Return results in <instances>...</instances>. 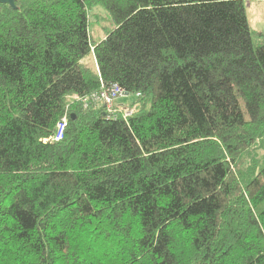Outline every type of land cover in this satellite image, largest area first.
<instances>
[{
    "label": "trees",
    "instance_id": "trees-1",
    "mask_svg": "<svg viewBox=\"0 0 264 264\" xmlns=\"http://www.w3.org/2000/svg\"><path fill=\"white\" fill-rule=\"evenodd\" d=\"M110 82L129 115L83 108ZM262 147L244 0L0 3V264H264Z\"/></svg>",
    "mask_w": 264,
    "mask_h": 264
},
{
    "label": "rangeland",
    "instance_id": "rangeland-1",
    "mask_svg": "<svg viewBox=\"0 0 264 264\" xmlns=\"http://www.w3.org/2000/svg\"><path fill=\"white\" fill-rule=\"evenodd\" d=\"M246 14L248 17L249 25L253 29L259 25L264 27V1L257 2V0H245ZM259 23V24H258ZM114 26V23L110 20L108 13L98 5L92 6L89 9V33L92 41L100 40L104 35L105 31ZM85 61L88 64L95 66L93 54H89ZM72 100V98H69ZM134 100L132 94L119 95L115 99V104H122L121 106H115L117 110L129 108L128 106ZM123 107V108H122ZM105 114V111H104ZM257 162L259 163L264 158V147L258 149ZM259 157V159H258ZM247 163V161H246Z\"/></svg>",
    "mask_w": 264,
    "mask_h": 264
},
{
    "label": "built area",
    "instance_id": "built-area-1",
    "mask_svg": "<svg viewBox=\"0 0 264 264\" xmlns=\"http://www.w3.org/2000/svg\"><path fill=\"white\" fill-rule=\"evenodd\" d=\"M123 94V90L118 86L117 83H101L100 87L96 90L89 92L82 99V106L86 108L90 103L102 104L103 110L107 117L116 118L119 113L122 116L129 115L128 109L117 110L114 106L115 99ZM67 126V116L63 115L59 118L55 125L54 132L51 136L52 141H59L62 139L65 128Z\"/></svg>",
    "mask_w": 264,
    "mask_h": 264
},
{
    "label": "crops",
    "instance_id": "crops-1",
    "mask_svg": "<svg viewBox=\"0 0 264 264\" xmlns=\"http://www.w3.org/2000/svg\"><path fill=\"white\" fill-rule=\"evenodd\" d=\"M261 1H264V0H257V2H261ZM244 2H245V0H244ZM259 24V23H258ZM256 32H258V33H261V34H263L264 35V27H262V26H259V25H257V26H255L254 28H253ZM117 106H121L122 104H116Z\"/></svg>",
    "mask_w": 264,
    "mask_h": 264
},
{
    "label": "water",
    "instance_id": "water-1",
    "mask_svg": "<svg viewBox=\"0 0 264 264\" xmlns=\"http://www.w3.org/2000/svg\"><path fill=\"white\" fill-rule=\"evenodd\" d=\"M17 0H0V3H7L12 7H15V2ZM124 95H127V92H123Z\"/></svg>",
    "mask_w": 264,
    "mask_h": 264
},
{
    "label": "bare ground",
    "instance_id": "bare-ground-1",
    "mask_svg": "<svg viewBox=\"0 0 264 264\" xmlns=\"http://www.w3.org/2000/svg\"><path fill=\"white\" fill-rule=\"evenodd\" d=\"M114 104H115V101H114Z\"/></svg>",
    "mask_w": 264,
    "mask_h": 264
}]
</instances>
